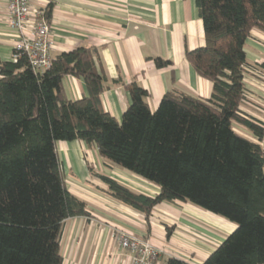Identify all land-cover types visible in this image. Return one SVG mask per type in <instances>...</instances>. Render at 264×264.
<instances>
[{
	"label": "trees",
	"instance_id": "16d2710c",
	"mask_svg": "<svg viewBox=\"0 0 264 264\" xmlns=\"http://www.w3.org/2000/svg\"><path fill=\"white\" fill-rule=\"evenodd\" d=\"M195 4L206 44L186 59L212 83L207 99L168 92L153 111L148 92L131 83V104L118 121L101 102L109 86L97 47L58 55L43 74L24 55L0 59V264H64L65 223L90 217L69 190L59 143H83L158 187L149 196L95 174L107 196L147 221L157 206L183 203L235 224L203 264H264V123L242 110L249 102L247 75L264 79V63L247 57L252 32H264V0ZM46 14L49 21L50 8ZM154 62L159 69L171 64ZM66 77L82 79L87 96L69 100ZM234 123L255 140L237 133ZM166 227L169 238L174 227ZM166 264L189 263L169 258Z\"/></svg>",
	"mask_w": 264,
	"mask_h": 264
},
{
	"label": "crops",
	"instance_id": "0c3cea01",
	"mask_svg": "<svg viewBox=\"0 0 264 264\" xmlns=\"http://www.w3.org/2000/svg\"><path fill=\"white\" fill-rule=\"evenodd\" d=\"M30 5L31 12L50 8L53 58L80 47L99 49L109 86L101 102L118 121L131 104L126 90L131 83L148 92L146 102L153 111L168 92L203 99L212 94V83L201 78L186 59L187 52L206 44L195 0H30ZM7 9L8 0H0V59L4 62L12 60L19 39L9 27ZM31 23L30 20V30ZM247 57L252 64L264 63V32H252ZM157 58L171 64L159 69L154 62ZM246 84L249 102L242 110L264 123V79L250 74ZM63 87L71 101L87 96L82 79L66 77ZM102 175L115 178L112 172ZM90 177L88 172L75 184L74 195L87 204L90 217L65 223L61 242L64 264H129L130 253L111 239V227L163 245L166 253L158 264H166L169 258L203 264L225 240L223 232L234 228L225 220L183 203H163L147 221L144 214L107 196L103 183ZM140 183L144 187L138 183L137 188L126 185L149 196L159 191L152 184ZM144 188L148 189L145 193ZM166 226L174 227L169 238Z\"/></svg>",
	"mask_w": 264,
	"mask_h": 264
},
{
	"label": "built area",
	"instance_id": "2783aa9c",
	"mask_svg": "<svg viewBox=\"0 0 264 264\" xmlns=\"http://www.w3.org/2000/svg\"><path fill=\"white\" fill-rule=\"evenodd\" d=\"M8 24L19 39L12 55L16 62L26 56L36 73L43 74L52 66L51 26L47 11L31 12L30 0H8ZM31 20L32 29L28 27ZM110 236L122 249L130 253L129 264H158L165 252L164 246L153 240L142 239L126 230L111 227Z\"/></svg>",
	"mask_w": 264,
	"mask_h": 264
},
{
	"label": "rangeland",
	"instance_id": "374dc122",
	"mask_svg": "<svg viewBox=\"0 0 264 264\" xmlns=\"http://www.w3.org/2000/svg\"><path fill=\"white\" fill-rule=\"evenodd\" d=\"M233 128L237 133L248 138L249 140H255V137L252 135V133L248 129H246L245 127H243L237 123H234ZM77 145H78V147H77ZM77 145L75 143H72V144L59 143L58 144V151L60 154V158L62 159L64 172H65L66 177H67V185L69 187V190L73 194H75L74 193L75 189H77L75 184L78 181V178L80 180H83L84 175L86 176L88 174V172H94L93 175H91L92 177H90V179L98 178V177H96L95 174H99L100 172H101L100 173L101 175L105 172H112L113 176L117 180L123 181L125 183V184L123 183L124 185L127 184L128 186L130 185L131 187H134V188H137V187H135V185H137V183H138V185L139 184L142 185L140 183V181L146 182V181L142 180L141 178L128 173V171L122 169L121 167H119L113 163L105 162L98 155L97 151H95V150L89 151L87 148L80 146L78 143H77ZM262 145L264 147V143H262ZM66 146L68 148H66ZM137 179L140 181H138ZM142 186L144 187V185H142ZM130 189L134 190L133 188H130ZM146 191H148V189L144 188V193ZM207 213H209V212H207ZM209 214L220 218V220L221 219L225 220L224 222H226V224L228 223V224L234 226V228H232L233 230H231L230 232H228V233L226 231L223 232L225 234V239L237 228L235 224L231 223L230 221L226 220L225 218L214 215L212 213H209ZM116 228H118V227H116ZM119 229H121V228H119ZM127 232H129V231H127Z\"/></svg>",
	"mask_w": 264,
	"mask_h": 264
}]
</instances>
